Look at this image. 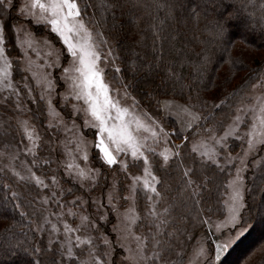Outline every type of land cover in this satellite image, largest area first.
<instances>
[{"label":"rangeland","instance_id":"374dc122","mask_svg":"<svg viewBox=\"0 0 264 264\" xmlns=\"http://www.w3.org/2000/svg\"><path fill=\"white\" fill-rule=\"evenodd\" d=\"M24 2L13 0L11 8L0 6L11 16L10 32L6 14L0 13L6 54L12 63L9 80L0 83V172L16 209L36 234L37 245L42 244L55 256V264H219L224 254L254 226V221L245 219L243 213L248 172L264 161V143H256L248 150L250 134L254 139L264 140V128L259 123L264 118L261 110L264 64L257 79L230 108L228 116L219 115L207 123L205 112L190 102L173 98L159 100V115L137 105L125 86L113 78V72L110 69L106 72L107 63L114 61L112 49L103 34L93 33L99 51H106L100 66L111 95L157 133L155 137L143 129L138 133L146 145L144 154L149 171L157 178L153 193L143 187V158L120 153L118 162L112 166L100 158L95 148L96 130L85 126V120L90 117L81 110L85 107L83 102L70 96L65 99L69 88L62 79L63 68L69 66L71 57L48 27L21 14ZM83 2L78 0L81 16ZM33 26L41 28L43 33ZM25 33H31V37ZM29 38L34 41L31 47L26 43L21 45L20 41ZM45 40L50 44H45ZM57 63L59 67L49 66ZM115 69L120 67L115 64ZM45 76L53 81L52 89L45 87ZM24 122L38 139L27 138ZM1 133H12L14 143L3 139ZM185 143L202 161L221 168L232 166L222 194L221 213L204 214L200 226L187 227L177 221L172 208L175 185L166 182L164 172L153 166L157 160L164 169L175 158L185 166L182 162ZM165 152L167 161L161 155ZM85 154L87 160L83 159ZM68 164H73L71 170ZM76 165L88 173L86 178L78 175ZM192 168H184V174L199 193L202 182L191 177ZM238 175L243 207L237 221L230 222L233 192L230 185ZM35 177L43 183L38 184ZM136 177L141 180L136 181ZM130 208L137 220L129 227L126 215L131 214ZM263 208L260 206L262 211ZM83 217L87 219L82 220ZM136 237L143 242L142 251L137 247ZM38 246L37 251L41 252ZM201 248L203 255H197Z\"/></svg>","mask_w":264,"mask_h":264},{"label":"trees","instance_id":"16d2710c","mask_svg":"<svg viewBox=\"0 0 264 264\" xmlns=\"http://www.w3.org/2000/svg\"><path fill=\"white\" fill-rule=\"evenodd\" d=\"M0 13L6 14L11 32L10 14L3 7ZM82 17L93 33L109 41L114 61L105 60L106 72L110 69L147 112L160 115L159 100L173 98L205 112L207 123L228 116L264 64V0H84ZM100 53L106 55L105 50ZM1 134L14 143L12 133ZM184 147L185 166L177 158L164 169L157 160L153 166L175 185L172 208L177 221L200 226L204 214L221 213L232 166L202 161L187 143ZM186 167H193L191 177L202 182L199 193L184 174ZM3 180L0 172V264H55V256L42 244V251H37L36 234L16 209ZM247 181L243 217L254 221V226L219 264H264V210L260 209L264 161L248 172Z\"/></svg>","mask_w":264,"mask_h":264},{"label":"snow or ice","instance_id":"6c2138e0","mask_svg":"<svg viewBox=\"0 0 264 264\" xmlns=\"http://www.w3.org/2000/svg\"><path fill=\"white\" fill-rule=\"evenodd\" d=\"M0 6L11 8L13 7V0H0ZM20 12L22 15L33 18L38 24L48 27L52 33L56 34L68 56L71 57L69 66L63 68L62 79L68 83L69 88L68 96L65 99L67 100L70 96L76 101L83 102L85 107L81 110L87 117H90V119L85 120V126H90L96 130L94 133L97 140L95 148L98 150L100 158L109 166L118 162L117 155L120 153H130L133 158H143L145 164L143 187L156 193L155 182L157 178L149 171L148 158L144 154L146 145L138 133L141 129L151 131L153 137L157 133L111 95L110 85L105 81L104 70L100 66L102 56L99 45L96 43L93 32L81 16L78 0H25L20 7ZM19 31L20 29H17V32ZM25 35L31 37V33H25ZM44 42L50 44V41L45 40ZM20 43L21 45L26 43L31 47L34 41L29 38L20 41ZM58 60L59 56H57ZM49 66L59 67V64ZM11 69L12 63L6 54L4 26L0 24V83L9 80ZM33 75L36 74L33 73ZM44 85L47 89L54 87L53 81L47 76L44 77ZM5 86H10V83ZM73 108L76 109L77 106L74 104ZM261 110L264 112V105L261 106ZM52 111L54 112V110ZM259 123L264 128V118H261ZM24 132L30 141L38 139L33 130L27 126V122H24ZM256 143H264V140L254 139L250 134L248 150H252ZM205 154L207 155V153ZM161 155L165 161L168 160L166 152L161 153ZM209 158L212 159L213 157L209 155ZM83 159H88L87 154L84 155ZM72 168L73 164H68V169L71 170ZM76 169L81 178L88 176V173L80 169L78 165H76ZM92 178L94 179V177ZM35 179L38 184L43 183L39 177H35ZM135 180L140 181L141 178L136 177ZM239 180L238 175L230 185L233 188L229 209L231 213L230 222L237 221L238 213L243 207ZM128 211L131 214L126 215V219L130 227L136 223L137 216L133 209L130 208ZM86 219L87 217L82 218V220ZM65 227L67 230V226ZM77 239L79 238L77 237ZM136 239L139 241L137 247L142 251L143 242L140 237H136ZM203 252L204 249L201 248L197 255H203ZM69 255H71V249H69ZM141 258L144 257L141 256Z\"/></svg>","mask_w":264,"mask_h":264}]
</instances>
